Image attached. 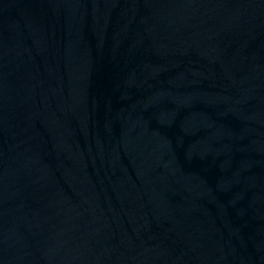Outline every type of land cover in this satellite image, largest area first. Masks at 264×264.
<instances>
[{
	"label": "water",
	"instance_id": "95a60500",
	"mask_svg": "<svg viewBox=\"0 0 264 264\" xmlns=\"http://www.w3.org/2000/svg\"><path fill=\"white\" fill-rule=\"evenodd\" d=\"M0 264H264V0H0Z\"/></svg>",
	"mask_w": 264,
	"mask_h": 264
}]
</instances>
